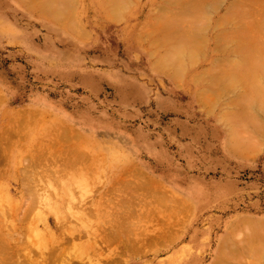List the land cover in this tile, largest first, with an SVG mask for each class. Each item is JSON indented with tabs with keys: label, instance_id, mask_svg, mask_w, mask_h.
Returning <instances> with one entry per match:
<instances>
[{
	"label": "rangeland",
	"instance_id": "374dc122",
	"mask_svg": "<svg viewBox=\"0 0 264 264\" xmlns=\"http://www.w3.org/2000/svg\"><path fill=\"white\" fill-rule=\"evenodd\" d=\"M39 1L40 7L47 3ZM166 1L121 0L113 4L122 12L115 22L106 17L114 2L110 0H59L55 3L56 15L61 13L57 17L53 9L47 10L50 3L41 11L34 0H0V130L11 113L30 109L23 123L9 124L16 128L21 123L22 131L13 144L5 145L1 163L9 171L21 168L37 146L46 145L47 138L64 127L62 134L71 129L79 136L70 141L72 150L64 163L58 158L57 171L50 170L45 191L57 193L59 201L79 196L88 208L98 199L107 179L118 172L130 176L136 169L160 181L161 199L159 203L151 200L155 219H150L153 222L148 228L163 238L138 254L125 252L117 242H98L104 255L110 250L116 255L102 258L87 249L81 264H115L120 258L119 264H215L214 250L220 240L225 242L222 255L227 264H264V110H257L261 132L252 126L241 132V136H251L254 131L251 155L249 150L241 155L236 145L232 150L234 145H229L226 128L218 118L225 111H235V105L225 107V103L233 102L236 95H229L231 91L224 97L216 94L211 87L215 82L207 74L228 71L226 59L236 58L234 52L223 51L224 47L213 48V43L225 40L220 31H231L223 17L235 0L205 3L211 16L205 7L207 14L203 16L210 26L200 34L207 49L203 48L201 57L180 81L172 79L169 70L158 72L149 57L153 48L148 42L159 36L158 28L170 20L166 18L161 24L160 18L190 7L189 0H185L187 5L180 0L176 5ZM247 6L256 12L259 5ZM157 23L161 26L151 30L157 36L146 39ZM163 51L160 48L158 53ZM217 57L218 62L214 61ZM204 91L212 93L204 97L207 101L219 98L210 110L199 102ZM256 137L262 138L261 145ZM68 157L76 158L79 164H70ZM124 169L131 171L125 173ZM8 188L0 183V210L6 212L22 204L20 186L11 181ZM33 208L24 220L29 227L24 228L22 239L39 246L48 238L41 236L42 225L35 218L37 207ZM60 209L66 225L77 224L66 208ZM105 214L101 208L91 217V229L106 222ZM248 221H258V226ZM83 228L90 229L81 227V231H89ZM86 238L83 234L81 241ZM52 262L63 264L60 258Z\"/></svg>",
	"mask_w": 264,
	"mask_h": 264
},
{
	"label": "bare ground",
	"instance_id": "6f19581e",
	"mask_svg": "<svg viewBox=\"0 0 264 264\" xmlns=\"http://www.w3.org/2000/svg\"><path fill=\"white\" fill-rule=\"evenodd\" d=\"M34 1L38 3V0ZM45 1L47 3L42 2L41 7L39 3L37 6H39L42 11L43 8L46 10V6H49L48 3H50L52 8L49 6V9L47 8V10L52 11L53 9L52 12L54 14H52L55 16L58 12V9H56L58 5L55 6V3H58L59 0L57 2L55 0V2H50V0ZM110 1H114L112 2V5L121 2V0H116V2L115 0ZM217 1L218 3L221 2L219 0H189V2H186L187 4H190V7L188 6L189 9L186 6L187 10L184 9V11L178 6L181 8V11L176 10L177 13H171L173 17L168 14L166 16L169 17L164 16L162 19L160 18V23L167 22L166 18L170 19L165 25L163 24L161 26L157 23L156 26L149 27H152L150 31L148 28V34H146L147 31L144 33L146 34V39L152 35L153 37L156 35L154 31H151L155 30L154 27L157 28L159 25L162 28H158L160 30L158 31L160 32V35H156L157 37H154L153 39L149 38L151 40L148 42L149 47L153 48L149 53V57L153 60V67L157 68L158 72L164 71L165 69L169 70L172 79L180 81V78H182L186 69L201 57L203 54V48H205V50L207 48L202 46L203 42L201 41L200 32H202L204 28L206 29L208 25L210 26V23H207L208 18L203 16V14L208 13L209 15L210 8L208 11L207 5L209 3L216 4L215 2ZM52 2H54L55 7L51 5ZM207 2L208 4H205ZM168 3L178 4L176 0L174 2L173 0H169ZM179 3L183 5L185 0H183V2L180 0ZM44 4L47 5L44 7ZM219 4H222V2ZM253 4L259 5L255 8L259 17L256 14L253 15V11L255 12V10L247 6ZM112 5L109 10H106V17H110V19L113 18L109 20H115V22L118 18L117 21L119 22L122 12L119 13V9L114 5L112 7ZM204 7L205 9L207 8V13L203 10ZM215 7L214 9H217V7ZM259 7L260 9H258ZM228 8V10H226L227 12L224 13L223 18L225 19V23L231 25V31H220V34H222L225 40L222 39L224 42L216 41V43H213V48H216L217 50L220 46L224 47L223 51L234 52L236 58L232 60L226 59V62L230 63L228 71L222 69L220 73H207L211 77L207 74L206 75L209 77V80L211 79L215 82L211 87H213L216 94L224 97L225 92H228L229 94L231 91L232 93L229 95H236L234 96L236 97L235 99L232 98L233 102L230 99L229 103L227 101L225 103L226 106L225 104L224 106L228 107V104H232L230 106L233 107L235 105L237 107V110L235 109L237 113L234 110L230 111L232 114L229 111H225L223 115H219L218 121L226 128L227 141L229 142V145H234L232 150L237 147V152H241V155H244L248 150L250 153V150L253 148V143L250 144V140L253 139L251 136H254L252 135L254 131L252 130V134L250 133L251 130L248 132L251 136H244V134L241 136V132L246 133L245 127L246 129L250 128L247 126H252L255 128L254 130L260 132L263 130L262 125H257V110H264V0H235L234 4H230ZM51 11L48 12L51 13ZM178 11L181 13H178ZM161 13H164V11H161ZM60 14L56 15V17ZM247 14L248 17L246 16ZM118 15L120 16L118 17ZM251 15L255 17L253 18ZM210 16L211 15H209V17ZM249 16L252 20H250ZM256 16L258 17L257 20H255ZM162 20L165 21L163 22ZM198 20L202 22H198ZM144 29L147 30V27ZM162 30L164 31L161 33ZM146 39H143V41H146ZM160 48L164 49L161 54L158 53ZM214 61L218 62V57ZM217 66H219L218 63ZM217 68L214 66V70L216 69L217 72H219ZM202 78L206 79V77L201 76V79ZM204 84L205 83L203 82L202 85ZM211 89L212 88H210V90ZM204 93L205 96L201 94L202 97L198 98L200 100L199 102L207 108L209 106L211 107V105L219 99L214 96V98H211L214 101L211 99L210 101H207L204 97L212 93L210 91H204ZM228 94L225 98H228ZM236 99L239 100L236 101V104L239 106L234 102ZM238 107H240V109ZM29 113L30 109H22L11 113L6 121L5 128L0 130V163L2 159H4L3 157L6 150L5 145L7 143L13 144V138L17 137L21 130V123H19L20 125L18 124L16 128H12L9 124L18 123L21 120L24 121L29 117ZM23 121L21 122L23 123ZM62 131H64V127ZM62 131L60 133H57V131L55 134L52 133L54 135L47 138L48 143L46 145L37 146L38 149L33 154L32 158L29 161H25L21 168H12L9 171V169L3 166V163L0 164V180L3 179L0 183L9 190L8 186L10 182L13 181L20 186L19 193L22 194V198H20L22 204L18 205V208L11 209L8 212L1 211L2 209L0 210V264H51L50 262H54L57 258H60L63 263L62 260H64L65 257L63 264H81V255H83L84 251L87 249H92V251L95 252L94 255H101L102 258H109L116 255V252L111 250L104 255L102 249H100L101 245L98 242L103 244L117 242L123 246L125 252L138 254V252L143 251L146 246L149 247L152 244H156L160 238H163L160 234L155 235L153 233L155 229L148 228V223H152V220L155 219L153 214L155 210L153 207L155 204L153 205L152 202L154 203V201L151 202V200L154 199L159 203L161 199L160 181L146 177L148 174H144L141 171L135 172L136 169L133 170L134 173L130 172L132 173L130 176L118 172L115 176L108 178L106 181L107 183L102 186L103 191L99 193L98 199L93 200L95 203L90 204L88 208L83 202L81 203V197L79 196H72L69 198L70 200L67 201H59L57 199L59 196L57 193L51 194L48 193L47 190L45 191V188L48 187V182L50 181V170L55 169L52 173L57 171L58 158H61L63 160L61 162L64 163L67 154L72 150V145L69 144L70 141H72L73 138L75 139L76 136H79L77 131L71 129L69 131L66 129V133L64 134H62ZM247 131H249V129ZM257 137V140H255L257 144L260 142L261 145L262 138ZM259 139L260 141H258ZM235 154L240 155V153ZM68 158L71 161L70 164H79L78 161H75L77 160L76 158ZM125 169V173L126 171H131V169ZM3 197L8 198L4 193ZM97 201H100V203H97ZM150 205L153 206L150 207ZM157 205L159 204H156V206ZM35 206L37 207L35 218L39 220L42 225L40 234L42 237L48 238L39 246H34L32 242L29 243L28 240L22 239L24 228L29 227V225L25 224L24 220L27 213L33 211L32 209H35L33 208ZM60 207L63 208V211H65V208L69 211L70 215L76 220V225L65 224V220H62V217L60 216ZM101 208L106 211L104 217L106 222H104L105 220H102L101 223L104 222L102 225L95 229H91L94 225L91 221V217L93 216V219L95 217L94 215L101 211ZM89 211H93V214L91 213V215H89ZM157 211H159L158 208L155 212ZM8 213L10 215H8ZM64 213H67V211ZM248 222L258 226V221ZM81 224H83V226H81ZM81 227H90V229L83 228L89 231L82 230V232ZM161 228L162 227H160V229ZM83 234H86L88 238L81 241V236ZM162 235H164L163 232ZM224 245L225 242L223 240H220L216 245L214 250L216 256L214 260L215 264H227V258L222 255L224 254ZM34 255H36V257ZM61 257L64 258L61 259ZM71 259H75V262ZM119 260L121 261V258ZM119 260H117L115 264H119ZM98 264L103 263L98 261ZM234 264L242 263L237 261Z\"/></svg>",
	"mask_w": 264,
	"mask_h": 264
}]
</instances>
